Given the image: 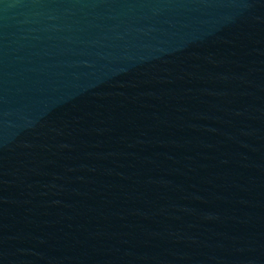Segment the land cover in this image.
Listing matches in <instances>:
<instances>
[{
    "label": "water",
    "instance_id": "obj_1",
    "mask_svg": "<svg viewBox=\"0 0 264 264\" xmlns=\"http://www.w3.org/2000/svg\"><path fill=\"white\" fill-rule=\"evenodd\" d=\"M0 264H264V0H0Z\"/></svg>",
    "mask_w": 264,
    "mask_h": 264
}]
</instances>
